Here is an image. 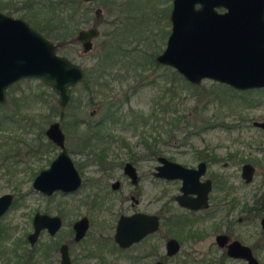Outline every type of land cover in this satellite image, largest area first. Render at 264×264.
<instances>
[{"label": "rangeland", "instance_id": "obj_1", "mask_svg": "<svg viewBox=\"0 0 264 264\" xmlns=\"http://www.w3.org/2000/svg\"><path fill=\"white\" fill-rule=\"evenodd\" d=\"M3 1H10L11 4L10 9H0L2 12L21 17L30 24L28 18L34 19L38 18L37 15L44 16L49 13L46 9H39L38 12L35 4L30 9L26 8L25 5L30 0ZM42 1L43 4H48L54 0ZM171 4L172 0H92L87 3L92 10V16L89 22H82L79 28L97 26L101 34L93 40V46L88 51H84L79 42L59 46L57 51L81 64L85 70H91V75H94L93 70H97L100 63L97 54L103 48L102 40L107 36H113L121 43V47L115 58V67H111L110 64L106 67L113 69L112 72L120 69L118 74L121 75L116 78L106 75L105 80L108 84L89 105H86L87 90L79 85L80 83L77 85L78 88H72L71 95L81 101L78 114L83 115L87 121L98 120L102 115L100 104H104L112 97L120 100L127 97V100L120 105L119 119L101 127L107 141L104 140L100 144L106 146L110 154L107 161L115 158L120 161L129 154L128 150H137V164L142 166V169L145 166H152L156 161L149 155L142 138H146L149 142L157 138L160 140L159 145L163 154H171L175 160L189 165L196 164V152L201 147L209 146L215 148L218 154L236 151L240 158L260 159L261 165H257L252 183L254 187H252L254 189L258 185L262 186L264 128L254 125L253 121H264V87L229 90L224 88L226 84L207 78L199 82L197 88H186L184 86L186 84L179 81L177 82L179 87L176 88L178 92L174 99H171V90L169 93L166 92L165 86L172 84L170 77L175 69L155 61L156 55L164 49L170 32ZM95 6L102 8L98 22L93 13ZM105 33L108 35L106 36ZM113 34H116V37ZM134 60H137V69H134L136 63ZM151 79H155V83H151ZM217 83L221 85L216 87ZM40 90H45L49 94L47 98L49 102L35 99L36 93ZM50 91L51 88L39 78H22L8 87L7 101L0 107V116L3 112L17 113L13 121L5 122L2 124L4 127H0V195L7 192L14 195L13 202L0 216V254L9 248L11 256L15 241H20L22 244L26 234L32 230V216L36 210L56 212L59 210L55 207L57 202L69 201L74 205L70 210L74 215L90 211L86 205L78 202L81 196L79 194L84 188L75 195V198L64 197L62 194L50 198L42 195L32 186L33 177L38 169L48 165L58 150L45 134L49 122L60 120L58 112L51 111L50 104L57 102V95H50ZM159 96L160 103L157 102ZM209 98L211 100L207 102ZM205 102L207 108L204 112L202 106ZM64 110L70 112L74 108L64 106ZM132 110L136 111L138 116L134 122L130 121L129 112ZM151 111L152 115L143 122L139 115ZM181 115H189L196 119L197 126L202 125L205 117H218L219 121L222 117L229 127L210 126L188 134L182 141V134L174 137V132L179 130L178 127L182 129L185 126L184 121H177L182 118ZM25 117H31L33 124L28 125ZM84 126V124L78 126L79 133L75 132L74 128L71 129L72 127L69 131L62 128L74 161L86 166L94 163L91 167H87L88 170H94L99 163L93 160V155L77 151V139H82L84 136L82 132ZM174 138L177 140L175 141ZM235 162V165L241 164L240 160ZM238 170L239 167L234 173L237 180H239ZM85 174L89 175V173ZM116 174L113 173L112 176ZM158 186L162 188L161 184ZM149 197H151L150 193ZM117 201L114 198V211L119 210L120 207ZM160 204L162 203L159 201L156 206L150 207L149 204L142 202L139 206L154 210L159 209ZM91 212L93 213V210ZM251 228L257 230L254 226ZM242 236L248 241L253 240L249 235L242 234ZM212 240L213 237L207 236L202 244H212ZM23 245L32 247L29 252L37 255L36 243L30 246L28 242H23ZM258 256L260 260H264V251L258 252ZM3 259L0 260V264L6 263Z\"/></svg>", "mask_w": 264, "mask_h": 264}, {"label": "flooded vegetation", "instance_id": "obj_2", "mask_svg": "<svg viewBox=\"0 0 264 264\" xmlns=\"http://www.w3.org/2000/svg\"><path fill=\"white\" fill-rule=\"evenodd\" d=\"M82 1L87 4L92 0ZM96 7L99 6L93 7V13ZM82 28L85 27H80L73 35L79 43L77 33ZM58 121L62 128L61 121ZM65 146L71 157L66 136ZM57 148L48 165L40 167L35 176L50 166L61 150L59 146ZM77 151L93 155V160L99 163L95 164L94 170H88L87 167L94 163L81 165L71 157L81 179L78 187L71 190L59 188L50 194L35 189L50 198L59 194L75 198L84 188L78 202L90 211L74 215L70 213L74 205L69 201L57 202L55 207L59 210L56 212L36 210L32 216V230L26 234L22 244L15 241L11 256L9 248L0 254V260L5 255V264H63L65 258L70 264H249L245 257L229 252V249L238 250L233 244L236 242L247 246L258 264H264L258 256V252L264 251V170L263 185L253 189L252 184L257 165H261L260 159L240 158L236 151L218 154L215 148L204 146L196 152V164H184L175 160L173 155L160 152L152 155L155 164L142 169L137 164V150H128L129 154L120 161L118 158L107 161L110 154L106 146L101 149L77 148ZM159 156L194 171L174 177L158 175V166L162 165ZM239 160L241 164L235 165V161ZM246 165L253 169L250 180L243 175ZM237 167L239 180L234 175ZM113 173L117 174L112 176ZM114 198L120 203L119 210L115 211ZM159 201L162 203L160 210L139 206L142 202L150 207L156 206ZM35 213L57 216L59 225L52 232L42 226L31 243L28 236L34 229ZM138 213L154 216L157 224L155 229L139 238L137 233L143 222L137 220L135 230L130 228L135 225L127 219ZM80 220L85 221L83 229L77 224ZM253 226L257 230H251ZM242 234L249 235L253 240L248 241ZM207 236L213 237L212 244H202ZM23 242H28L30 246L36 243L37 255L29 252L32 247L23 245Z\"/></svg>", "mask_w": 264, "mask_h": 264}, {"label": "water", "instance_id": "obj_3", "mask_svg": "<svg viewBox=\"0 0 264 264\" xmlns=\"http://www.w3.org/2000/svg\"><path fill=\"white\" fill-rule=\"evenodd\" d=\"M94 13L100 15L101 8L96 7ZM170 19L172 26L166 45L155 58L158 63L173 67L193 84L208 78L240 90L264 87V0H172ZM99 35L97 26H89L78 31L77 39L83 50L88 51ZM58 46L25 19L0 10V103L6 102V91L11 84L35 77L51 87L60 106L67 105L72 87L81 82L85 70L59 53ZM253 124L264 128V121L255 120ZM45 133L61 150L50 166L35 176L33 187L47 194L59 188L78 187L81 179L67 152L60 122H50ZM158 160L162 162L158 175L174 177L194 171L163 156ZM252 170L250 165L245 166L246 180L251 179ZM12 201V193L0 195V215ZM127 219L135 225L130 226L135 230L137 220L143 222L137 238L157 225L154 216L144 213ZM77 224L82 229L86 226L84 220ZM58 225L57 216L35 213L34 229L28 238L33 243L42 226L52 232ZM233 244L238 250L229 249L230 253L245 257L249 264H258L247 246ZM63 264H70L67 258Z\"/></svg>", "mask_w": 264, "mask_h": 264}, {"label": "trees", "instance_id": "obj_4", "mask_svg": "<svg viewBox=\"0 0 264 264\" xmlns=\"http://www.w3.org/2000/svg\"><path fill=\"white\" fill-rule=\"evenodd\" d=\"M54 3L56 5L54 6ZM10 1H3L0 0V9H10ZM37 7L38 12L39 9H46L48 14L46 13L44 16L37 15L38 18H28L29 22H31L32 26H34L37 30H39L43 35L48 37L49 39L53 40L54 42H57L59 46L64 45H73L77 41L73 39V35L75 30L79 29V25L82 22H89L91 19V8L87 6L85 2L82 0H54L51 1V3L43 4L42 0H30L25 6L26 8H32L33 6ZM97 22L99 21L98 16L95 17ZM96 22V23H97ZM101 34V33H100ZM104 35V33H102ZM107 36L108 33H105ZM116 37V34H113ZM103 48L99 50V53L97 56L99 57V65L97 70L95 71L94 75H91V70L86 69L85 70V76L80 82L79 85L83 86L88 93V98L86 99V105L92 104L94 102L95 97H97V94L102 91L103 87H106L108 84L105 80L106 75H112V77L116 78L118 77L119 70H114L107 68V64H110L111 67H115L114 62L117 53L120 51L121 43L116 41L113 36L105 37L102 40ZM135 68L137 69V60H134ZM153 61V58L151 59V62ZM156 61V60H155ZM157 62V61H156ZM158 63V62H157ZM160 64V63H159ZM171 79V85L165 86V91L170 92L171 90V99H174L175 94L178 92L176 90L177 87H179L178 83L179 81H182L186 88L192 87L197 88L199 87V84H193L186 80L182 75H180L176 70L174 73H172ZM151 83H155V79L150 80ZM220 83V82H219ZM217 83L216 87H219ZM77 84V85H78ZM77 85L73 86L72 88H78ZM96 87V88H94ZM224 88H228L229 90L233 89L227 84L224 85ZM215 92V91H212ZM50 95L55 96V92L51 89ZM49 94L45 90H40V92H37L35 95V99L43 101V102H49L47 98ZM124 100H127V97L125 99H117V98H110L104 104L101 105V111L102 115L98 120L95 121H87L84 119L83 115L78 114V110L81 109V101L78 97L71 95V98L66 106H70L71 108H74L73 111H65L64 107L60 106L57 102L50 104V108L52 112H58L59 119L62 122V126L64 129L68 130L70 127L71 129H75V132H78V126L80 124H84L83 137L80 140H77L78 147L80 149H96V148H104L103 144L101 145V142H104L106 140V135L104 132L101 131V127L104 126L108 122H114L120 117V105ZM211 98L207 100L210 101ZM161 97L159 96L157 98V102L160 103ZM3 104H0V107H2ZM202 110L205 112L207 108V103L205 102L202 106ZM130 114V121L134 122V120L137 119V112L132 110L129 112ZM152 115V111L148 114H142L139 115L140 119H142L143 122L145 120H148V118ZM182 116V115H181ZM17 117V113H7L3 112L0 116V127H4L2 124L5 122L13 121ZM221 120H218V117H205L202 120V125L197 126L196 119H194L191 116L183 115L182 118H179L177 121L181 122L184 121L185 126L180 129L178 127V131L174 132V137L177 135L182 134L181 140L187 138L186 136L188 134H191L194 131H201L202 129H205L210 126L218 125V126H224L226 128L229 127V125L225 124L222 117H220ZM25 121L28 123V125L33 124V120L31 117H25ZM174 131V130H173ZM81 134V133H80ZM108 137V136H107ZM113 139V138H112ZM175 141L177 138H174ZM182 140V141H183ZM107 141V140H106ZM143 144L147 151L150 153L149 155H154L156 153L162 152V148L160 147V140L157 138H154L153 142H149L146 138H142ZM124 143V142H123ZM126 144V143H125Z\"/></svg>", "mask_w": 264, "mask_h": 264}]
</instances>
